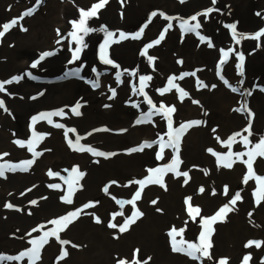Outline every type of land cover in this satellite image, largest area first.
<instances>
[{"label": "bare ground", "instance_id": "6f19581e", "mask_svg": "<svg viewBox=\"0 0 264 264\" xmlns=\"http://www.w3.org/2000/svg\"><path fill=\"white\" fill-rule=\"evenodd\" d=\"M98 2L70 0L63 4L61 14L68 21H58L61 25L56 41L49 36L45 42L36 44L31 33L29 35L21 30L23 27L17 26L0 37V81L37 71L60 74L62 77L53 84L42 79L28 82L25 78L20 83L6 84L5 91L0 92V100L7 108V111L0 109V164L12 161L11 165H20L23 161L34 159L26 174L7 172V191H0V249L22 254L32 248L30 241L60 227L51 221L82 209L78 218L58 233L60 240L69 243L62 246L56 237L49 236L35 264H115L119 260L132 264L134 254L140 264L145 261L147 264H192L193 258L172 251V238L167 237L168 233L173 228L177 232L183 229L176 236L177 242L183 241L184 247L189 243L199 244L202 218L215 215L239 192L241 200L237 201L234 210L227 214L224 221L213 224L212 248L209 250L211 259L201 258L207 261L205 264H219L221 259H226L228 264H243L244 257L250 256L248 264H264V200L257 204L255 195L259 187L257 177H264V157L257 156L253 161L255 175L247 183L244 177L248 174V167L243 162L248 159L243 154L264 137V91H261L264 88V36L260 39H241L236 44L232 31L226 27L236 24L237 33L245 37L254 36L264 28V0H216L214 5L211 0H108L105 7L88 21L87 26L94 31L84 37L86 47L79 59L73 60L75 42L69 35L73 30L71 22L79 20L81 9L87 11ZM209 7L215 10L207 18L198 17L201 27L197 31L212 42V48L207 46V42L198 44L196 33L195 37H187L180 30L182 20ZM153 12L157 15L149 20ZM17 15L9 11L4 17L5 23H10ZM165 17L173 18L172 28L167 30L158 45L147 49V54L142 56L140 53L147 45H144L145 40L153 42L159 38ZM102 27L114 33V41L118 40L120 32L129 34V38L113 42L107 48L108 58L114 62L112 65H118L124 75L128 73L132 76L130 80L121 81L110 100L102 97L103 84L98 88L91 86L89 81H96L91 73L81 81L76 76L65 77L64 73L66 67L77 69L85 66L87 72H93V68L101 72L112 66L100 59L101 45L105 40V33L99 31ZM141 28L144 31L140 39H132L131 34ZM49 41L51 45L43 50L51 51L53 55L32 68L31 65L38 60L36 48H43L42 45ZM221 49H233L220 71L231 86L240 89L238 92H232L217 75ZM237 53L244 55V74L238 77L235 76L239 62ZM21 54L28 60L16 62V56ZM149 56L154 58L151 63ZM184 73L189 75L179 79ZM141 76H150L151 79L145 82L143 94H138V107L132 108L135 101L128 102L132 91L139 93ZM169 77H173L174 83L188 93L187 97L181 99L175 88L161 94L160 90L168 87ZM198 81L206 87H200ZM248 91L252 94L242 95ZM11 92L18 94L11 97ZM36 92L41 95L28 102V95ZM145 94L156 109H160L161 104L174 107L172 116L180 117L182 124L195 120L202 123L190 127L180 138L178 156L181 163L178 171L188 173V182H184L182 175L165 172L164 187L146 183L140 199L135 202V208L143 216L121 233L119 226L134 211L133 205L126 201L131 200L140 189L138 183L130 182L145 180L150 176L149 170L163 169L172 163L171 147L161 149V143L167 142L168 134L179 128H170L163 114L153 115L150 122L136 124L142 113H148L151 108ZM77 101L82 105L79 116L71 112ZM245 102L253 113L251 135L244 131L249 126L247 113L234 111ZM125 103L132 110L129 111ZM106 104L109 107H105ZM61 109L65 115L52 117L67 130H75L68 131V137L63 142L60 136L54 135L57 129L47 119H38L35 123L32 119ZM34 133L43 137L33 145L34 151L51 148L54 157L42 153L34 158L33 152L28 151L27 143L24 147L14 143L16 140L27 142ZM235 133H241V136L229 146L225 142ZM243 136H248L250 143L246 144ZM77 137H82L80 144L83 146L115 155L105 158L87 151H74L67 140L75 142ZM145 141L157 143L136 153L129 151ZM209 148L221 157L231 153L233 166L226 168L218 165L217 155L210 153ZM158 152H162L160 158L157 157ZM5 153L7 155H3ZM235 153L242 156L238 159ZM46 164H50L47 169L44 168ZM74 167L84 175L77 177L71 171ZM50 171L54 175H49ZM73 188L72 203L62 201L61 197ZM186 198H190L192 207L199 208V215L189 214ZM153 200L156 204L151 203ZM6 204L13 207L6 208ZM85 204H90V207L85 209ZM121 212L123 215H119ZM96 217L100 223L95 222ZM110 222L115 223L117 228L108 227ZM250 240L260 241L261 247L252 245L246 248ZM62 247L68 255L57 259Z\"/></svg>", "mask_w": 264, "mask_h": 264}, {"label": "snow or ice", "instance_id": "6c2138e0", "mask_svg": "<svg viewBox=\"0 0 264 264\" xmlns=\"http://www.w3.org/2000/svg\"><path fill=\"white\" fill-rule=\"evenodd\" d=\"M181 2H184V0H181ZM211 2L214 5L216 3V0H211ZM39 3H40V0H37V4H39ZM107 3H108V0H99L98 3L93 4L91 6V8L88 9L87 11L81 9L79 20H75V21L71 22L73 30L69 33V35L71 36L72 41L75 42V48L73 49V52H72L73 60L79 59V56H80L82 49L84 47H86V44L84 43V37L86 35H88L90 32L94 31V29L87 26L88 21L90 20V18L95 17L98 14V11L100 9L104 8ZM214 10L215 9L213 7H209L202 13H197V14L191 16L189 19L182 20L180 22V27L182 29V32L183 33L194 32L198 36H200L199 32L197 31L201 27V24L198 21V17L204 16L205 18H207L209 16V14L212 13ZM34 11H35L34 8L29 9L28 11L24 12L18 19L22 20L25 16L32 15ZM156 15H157V13L153 12L151 14V16L149 17V20H151V17L156 16ZM160 15L163 16L164 14L160 13ZM165 18L169 20L167 28H165L164 31H161L158 39L154 40L152 43L145 45V48L140 53L142 56L147 54V49L152 48L154 45H158L161 42V40L164 39L165 33L167 32V30L172 28L173 25L171 23V20L173 18H171V17H165ZM189 21H196V23H190ZM17 23H18L17 19H13L10 23H5L3 25V30L0 31V37H3L5 35V33L7 31H9V29L12 28L13 26H15ZM226 27L232 31V38L236 44H239L241 39H245V38L260 39L262 36H264V28H261L252 37H245L243 34L237 33L236 24H228V25H226ZM22 30L26 31V29H22ZM99 31H103L105 33V40H104V43L101 45L100 59L104 64L112 65L114 62L110 58H108V54H107L108 46L113 42H119V40H125V39L129 38V34L124 33V32H120L118 40L114 41L113 40V36H114L113 32L108 31L106 28H103V27L101 29H99ZM143 31H144V28H141L140 31H138L134 34H131V38L132 39H140V37L143 34ZM200 41H201V43L207 42V46L209 48L213 47L212 42L210 40H208L207 37L200 36ZM57 43H59V41H57ZM220 51H221V59H220V63L217 65V75L220 77L221 80L224 81V83L226 85H228L231 88L232 92H238V91H240V89H238L237 87L231 86L229 84V82L224 79V77L220 71L222 65L227 61L229 53L232 52L233 49H228L227 51H225L224 49H221ZM51 55H53V53L51 51H45V52L41 53L39 60L35 61L31 65V67L36 68L37 65L40 63V61H43L46 57H49ZM237 58L239 61L236 64L237 72L240 75H243L244 74V55L241 53H237ZM148 60H149V63H151L154 60V58L149 56ZM115 66L117 68L119 67L118 65H115ZM93 72H96L95 68H93ZM79 73H80V69L77 68L75 71L65 73V77H67V76H79ZM27 75L31 79H36V77L32 76L31 73H27ZM121 75H122V73L119 71L116 74V79H117L118 83L120 82ZM187 75H189V73H184V74H182L181 77H179V79H183V77L187 76ZM191 75H195V73H191ZM98 77H99V73H97V80L96 81H89V83L91 84V86L93 88L99 87ZM21 79H22V77H20V76H13L10 80L0 81V92L5 91V85L6 84H11L13 82H19ZM150 79H151L150 76H141L140 77L141 84H140L139 93H137V94H143L144 87L146 86L145 82L150 80ZM240 83L242 84L243 81H241ZM198 84L200 87H206V85H204L203 82L198 81ZM212 87H215V85H213ZM173 88L177 89V91L180 93L181 99L188 96L187 92L183 91V89H180L179 86L176 83H174L173 77L168 78V87L160 90L161 94L168 92ZM111 91H112V96H110L109 99H112L116 94L114 89H111ZM261 91H264V88H261ZM251 94H252L251 91H248L246 93H242V95H251ZM145 99L147 100L148 104L151 105V108H150L148 113H142L141 117L139 119H137L136 124L150 122L151 117L153 115L163 114L164 117L168 119V124H169V127L171 128V126H172L171 115L175 111V108L174 107H165L163 104H161L160 109H156L155 105L152 104L151 99H149L146 94H145ZM193 102L198 103V101H193ZM136 106L138 107V105H136ZM81 107H82L81 103L79 101H77L76 105L71 108L72 114L75 116L81 115V112H80ZM105 107H109V105L106 104ZM0 109H4L5 111H7V108L5 107V103L3 100H0ZM234 111L247 113V115L249 117V121H248L249 126L247 128H245L244 131L248 132L249 135H251V131H250V129H251V117L253 116V113L248 108L247 103L246 102L243 103L240 107L234 109ZM63 115H65V113H64V110L61 109L57 112L42 113V114H40L39 117H33L32 119H33L34 123L38 119H47L48 123L51 124L52 123V120H51L52 116H63ZM201 123H202V121L195 120V121H191L190 123H187V124H181L179 126V128L173 129L168 134V136H169L168 141L161 143V149H163L164 147H171L173 149L174 153H176V155H174V157H173L172 163L169 165H166L163 169L157 168V169L149 170L150 176L145 178V180L130 182V183H138L140 185V189L137 190V192L135 193V195H133L131 200L126 201V203L133 205L134 211L132 213V216L126 218L124 223L119 226V232H121V233L126 232L132 224H134L141 216H143V213L135 208V202L138 199H140L141 191L145 187L146 183L159 184L161 187H164L165 185H164L163 176H164L165 172H173L177 176L182 175L185 177L184 182L185 183L188 182V180H187L188 173L187 172L181 173L178 171V166L181 163V161L179 160V156H178L180 138H181V135L184 132H186L190 127H192L194 125L198 126ZM55 127L62 128L64 126L62 124L57 123V124H55ZM104 130L107 131V129H104ZM68 131H75V130L74 129L66 130L65 131L66 139L68 137ZM96 131H99V130H96ZM213 131H215V130H213ZM90 134L91 133H89V135ZM238 136H241V133H235L232 137H229V141H227L225 143H228L230 146L231 142H234L236 140V137H238ZM42 138H43L42 136H36V134L34 133L33 138L27 142L21 141V140H16V141H14V143H16L20 147H24L25 143H27L28 151L33 152V155L35 158V157L40 156L41 153L35 152L33 145L35 143H38L39 140ZM81 139H82V137H77L75 142H73L71 139H68L67 140L68 146L74 151H79V152L87 151V152H91L93 155L98 156V157L107 158L109 156L115 155V153H105L102 151H97L91 147L83 146L80 144ZM217 139H219V138H217ZM242 140L246 144L250 143L248 136H243ZM153 143H157V142L153 141V142L149 143V142L145 141L138 148H132L129 151L130 152L142 151L144 148L152 147ZM208 151L210 153H212L213 155H217V164L218 165H222L226 168H231L233 166L234 161L232 160V154L231 153L221 157L217 153L213 152V150L211 148H209ZM3 155H7V153H5ZM161 155H162V152L157 153L158 158H160ZM234 155L238 159L242 156L241 153H235ZM243 155L248 156V159L246 161H243L245 164H247V167H248V174L244 177V181H245V183H247V181L253 175H255L253 172V168H252L253 161L255 160V158L257 156L264 157V137H262L260 142L258 144H256L250 151H248L247 153H245ZM33 163H34V159L23 161V162H21L20 165L0 164V177H4L6 171H13L14 172V171L20 170V171L26 172V171H28V168ZM71 171H72V173H75L77 175V177H82L84 175V173L80 172L78 170V168H76V167H74ZM49 175H54V174L50 171ZM257 182H258L259 187H258L257 193H255V195H257V201L256 202H257V204H259L261 202V200H264V177H257ZM113 183H115V182H113ZM51 187H57V186L52 185ZM74 190L75 189L73 188L65 196H62L61 200L66 202V203H69V204L72 203L71 197H72V191H74ZM104 190H105V192H107V190H108L107 187H105ZM200 191L203 192L204 189L201 188ZM225 193H227V186L225 187ZM239 200H241V195L239 192H237L235 194V196L229 201V203L222 206L215 213V215H213L212 217H209V218H202L201 225H202L203 230L200 233V243L199 244L189 243V244H187V247L182 246L184 242L183 241L177 242L176 236L179 235L180 233H182L183 229H181V230H179V232H177V230L175 228H173L168 233V235L172 238V251L178 252V253H184V254L188 255L189 257L196 259V260L201 259V257H207V258L211 259V255H210L209 250L212 248L211 236H212L213 231H214L213 224L218 222V221H221V222L224 221L227 214L234 210V206L236 205L237 201H239ZM189 201H190V198H186L185 204H187L189 206L188 207L189 214L190 215H192V214L199 215V211H200L199 208L192 207L191 204L189 203ZM31 203L35 204L36 201H32ZM118 203H124V202L118 201ZM151 203L156 204V201L153 200ZM4 207L12 208L13 205L12 204H6V205H4ZM83 207L86 209V208L90 207V204H85ZM157 211H160V209H157ZM81 212H82V209H77L75 212H69L67 216H63L59 220L51 221V223L60 225V227L58 229H53V230H50L49 232H45L42 237L30 241V243L32 244V248L28 249L27 253H22L21 256L29 255V264H35V261L40 259V249L44 246V244H46L48 242L47 238L49 236L56 237V239L60 242V244L62 246L65 244H68L69 243L68 241L60 240L58 233L63 231L64 229H66L69 224H71L74 220H76L78 218V216L81 214ZM119 215H123V213L121 212V213H119ZM249 215L251 216V213H249ZM95 222L100 223L101 221L98 217H96ZM108 227L117 228V225L115 223L110 222L108 224ZM33 231H35V229ZM252 245H255L257 248H259V247H261V242L250 240L247 242L245 247L247 248V247H250ZM137 252H138V250H137ZM197 253H199V255H197ZM67 255H68L67 250H65L62 247L60 256L57 259H63ZM250 258H251L250 256H245L243 264H248V261L250 260ZM10 259H18V257L0 256V260H10ZM118 264H126V261L125 260H119ZM132 264H140V262L135 259V254H134V259H133ZM144 264H147V261H145ZM219 264H228V261L226 259H221L219 261Z\"/></svg>", "mask_w": 264, "mask_h": 264}, {"label": "rangeland", "instance_id": "374dc122", "mask_svg": "<svg viewBox=\"0 0 264 264\" xmlns=\"http://www.w3.org/2000/svg\"><path fill=\"white\" fill-rule=\"evenodd\" d=\"M69 1L70 0H40V3L37 4V0H4V1L0 0V9L3 6L2 10H0V31H1L2 27H3V25L6 22V18H4V17L7 16L9 11H13L14 14H18L17 16L13 17V19H17L18 20V23L15 26L23 27L24 29H26V32L29 35L31 33L34 36V41L37 42L36 44H39L41 42H45L49 38V36H50L52 41H56L59 38V35H60L59 34L60 28H58V27L61 24L58 25V21L60 20L59 23L61 22V20H62V23H66L68 21V18H66L64 15L61 14V11H62V7L61 6L63 4H65V3L69 2ZM76 1H78V0H76ZM90 1H93V0H90ZM7 3H8V5H5ZM33 8L35 9V11L33 12L32 15L25 16L22 20L18 19L24 12L28 11L29 9H33ZM19 12H20V14H19ZM79 18H80V16H79ZM168 23H169L168 19H164L163 20L162 25H161L162 31H164V29L167 28ZM171 23H173L172 20H171ZM180 30H182V29L180 28ZM184 34L187 37H195V36H193L194 32H192V33H184ZM196 36H198V35H196ZM200 36H201V34H200ZM200 36H198V39H199L198 40V42H199L198 44L201 43ZM0 42H1V40H0ZM151 42H152V40H148V41L145 40L144 45L145 44H149ZM50 45H51V43L49 41V42H46L45 44L42 45V46H44L43 48H41V49L40 48H36L35 53H37V54L35 56H37L38 60H39V57H40L41 53L45 52L43 49L48 47V46H50ZM21 59L23 61L28 60L27 57H25L24 54L16 56V62L21 60ZM42 62L43 61H40V64H42ZM64 69H65L64 73H66V72L68 73V72H72V71L76 70V69H71L69 67H66ZM79 69H80L79 76H76V77H78V79L80 81H81V79L85 80L88 77L87 76L88 73H91L92 76L95 77V79L97 80V73H99V77H98L99 85L103 84L104 93H103L102 97L105 100H110L109 97L112 96L111 89L115 90L116 87H118V85L121 83L122 80H124V79L130 80L131 77H132L128 73L126 75H124V73H122L120 71L119 67L117 68L115 65H112L110 67H106L101 72L100 71H96V72H89L88 71L87 72L85 66H81ZM34 71H37V70H34ZM118 71L122 73L119 83L117 82V79H116V74H117ZM27 73H31L32 76L36 77V79H31L27 75ZM22 74H23V70H22ZM25 76L22 75V79L21 80H24L26 78V79H28V82H30L32 80H35V81L39 80L40 81L42 79V80H45V81H49V84H53V82H55L56 80L62 78V77H60V74H56V75L49 74V73L48 74H44V73L39 72V71H37V72H26ZM235 76H237V77L239 76V73L237 71L235 72ZM237 77H236V79H237ZM21 80L18 83L22 82ZM100 81H102V82H100ZM17 94H18L17 92H11L10 96L14 97ZM40 95H41V93H39V92L33 93V95L29 94L28 95V102H32L33 98H35L36 96H40ZM131 96L132 97H130V101L128 103L135 101L131 105V107L133 108L134 106H136L138 104L137 99L139 100V98H138L139 95L136 94L135 91H132V95ZM140 100L142 101V99H140ZM125 106L126 107L129 106V104L125 103ZM132 108H130V109L128 108L129 111L132 110ZM175 117L176 116H172L171 115L172 126H174V128L179 127L182 124L181 118L180 117L175 118ZM54 119L55 118L51 117L52 124L54 125V127H55V124H57V123L61 124L60 122H57ZM55 128L57 129V133L54 134V135L60 136L61 137V139H60L61 142H63L62 140H66L65 131L67 130V128L65 126L62 127V128H57V127H55ZM54 132L55 131H53V133ZM49 139H51V138H49ZM60 144H62V143H60ZM169 150H170V157H171V162H172L173 157H174V155H176V153H174L172 148H170ZM136 152H138V151H136ZM136 152H133V153H136ZM40 153L41 154L43 153L45 156H47V155H50L52 157L55 156V153H54V151L51 148H46V147L42 148L40 150ZM26 154H28V151H27ZM9 160H12V159H9ZM166 161L167 162L169 161V157L166 158ZM10 163H12V161H10V162L8 161L7 162V164H10ZM48 167H50V164H46L44 166L45 169H47ZM28 170H29V168H28ZM7 172L8 171L5 172V176L4 177H0V191H3V192L7 191V187L5 186V182H6L5 179L8 176ZM9 172H13V171H9ZM16 172H18V173H14V172L13 173L14 174H21V175H23L24 173L25 174L27 173V171L25 172V171H20V170H17ZM8 195H9V193L5 197L7 198ZM14 210L17 211V207ZM210 217H212V216H210ZM167 237H169L171 239L170 236H167ZM27 251H28V249L24 250L23 253H26ZM41 251L42 250H40V253H41ZM14 252H15L14 250H2V249H0V256H3V257H18V259L0 260V264H28L29 256H25V255L21 256V254H18V253L15 254ZM205 263H207V261H205L203 258H201L199 260H196V259L192 260V264H205ZM115 264H118V263H115ZM141 264H144V262H142Z\"/></svg>", "mask_w": 264, "mask_h": 264}]
</instances>
